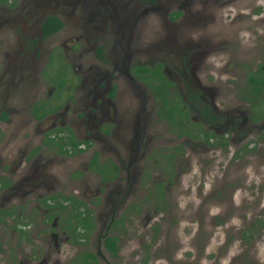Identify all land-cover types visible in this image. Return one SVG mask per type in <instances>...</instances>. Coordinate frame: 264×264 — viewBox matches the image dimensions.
<instances>
[{
  "label": "flooded vegetation",
  "instance_id": "flooded-vegetation-1",
  "mask_svg": "<svg viewBox=\"0 0 264 264\" xmlns=\"http://www.w3.org/2000/svg\"><path fill=\"white\" fill-rule=\"evenodd\" d=\"M161 2L0 0V124L19 112L32 130L28 138L3 137L0 125V264H110L121 247L116 232L142 211L147 156L155 169L157 155L170 160L189 142L211 154L256 129L264 141V118L256 120L264 115V91L252 98L253 116L239 120L215 103L211 87L192 84L188 61L168 81L161 61L137 59L138 25ZM190 5L184 0L168 20ZM10 88L25 106L9 108ZM176 104L183 113L169 117ZM56 161H71L59 178L48 173ZM165 179L153 181L147 195L161 197ZM99 209L107 221L95 246L89 242Z\"/></svg>",
  "mask_w": 264,
  "mask_h": 264
},
{
  "label": "rangeland",
  "instance_id": "rangeland-1",
  "mask_svg": "<svg viewBox=\"0 0 264 264\" xmlns=\"http://www.w3.org/2000/svg\"><path fill=\"white\" fill-rule=\"evenodd\" d=\"M45 1L36 3L44 6ZM183 1L162 0L160 10L143 17L137 28V59L147 66L151 57L161 61L168 81H174L173 71L188 61L194 86L211 87L215 103L233 118L253 116L248 77L257 70L264 73V9L259 6L264 7V0H191L189 12L171 23V11ZM140 87L151 96L149 89ZM13 91L10 88L6 99L9 108L25 106L12 98ZM2 96L0 92V100ZM22 114L13 113L10 123L0 124L7 131L1 130L3 137L28 138L32 130L21 121ZM263 118L257 116V124ZM259 132L256 129L248 139L240 133L236 144L227 141L226 148L211 154L189 142L184 153L170 160L155 156V169L152 156H147L151 168L142 181V211L116 232L121 247L109 257L110 264H264V141ZM80 159L73 158V163ZM69 166L71 161H56L48 173L59 178ZM161 176L169 177V183L165 179L163 195L153 199L147 188ZM106 217L105 209L97 211L89 243L98 245ZM70 254L67 250L62 259Z\"/></svg>",
  "mask_w": 264,
  "mask_h": 264
},
{
  "label": "trees",
  "instance_id": "trees-1",
  "mask_svg": "<svg viewBox=\"0 0 264 264\" xmlns=\"http://www.w3.org/2000/svg\"><path fill=\"white\" fill-rule=\"evenodd\" d=\"M263 74L264 73L261 72L260 70H257L256 72H252L249 74L248 82L250 84V90H251L250 98L251 99L256 98L258 94L264 91V75ZM163 100H165L164 97H163ZM175 111H178L179 114L183 113L180 110L179 105L176 104L175 106H173L172 113H168L167 115L171 117ZM223 145L226 146V144H223ZM105 244H106V247L111 251V253L115 255L116 246H115L114 239L108 237L105 241Z\"/></svg>",
  "mask_w": 264,
  "mask_h": 264
}]
</instances>
